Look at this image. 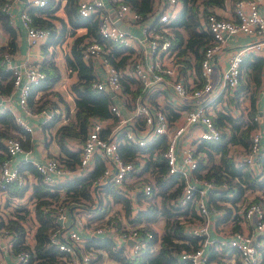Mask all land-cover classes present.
<instances>
[{"label":"built area","instance_id":"obj_1","mask_svg":"<svg viewBox=\"0 0 264 264\" xmlns=\"http://www.w3.org/2000/svg\"><path fill=\"white\" fill-rule=\"evenodd\" d=\"M20 1L5 0L1 6L12 25V9ZM23 2L19 17L28 50L43 41L49 31L30 25L25 9L27 6H43L46 0ZM263 2L234 0L231 17H221L212 12L209 5L196 0L199 14L197 29L207 31L210 36L209 42L200 50L196 72L190 57V64L185 66L184 71L180 70L182 64L173 48L170 20L179 7L178 0H151L150 10L143 16L121 0H75L77 14L92 17L97 36L107 43L104 45L85 36L76 48L82 62L90 67L89 87L109 96L107 109L110 116L91 115L87 118L85 136L79 143L72 166L64 163L58 155L43 159L31 156L34 124L39 128L40 123L47 121L66 123L68 116L55 106L31 111L27 106L30 89L45 78L40 61H32L28 56L16 59L15 52H3L0 67L9 73L11 83L8 92L0 93V112L8 111L16 125L28 134L29 147L23 148L19 139L14 137L0 140L1 149L6 155L0 161V198L8 185L15 183L17 187H22L26 181H35L29 171L19 169L22 163H29L46 188L52 191L61 179L88 173L96 160L102 163V169L91 180L92 196L96 195L97 188L105 184H112L128 199H131V194L149 195L151 185L136 174L142 159L136 155L137 164L124 161L119 155L118 145L120 141L130 147L152 143L150 157L154 158L158 153L161 155L166 167L165 176L177 173L183 181L179 195L170 203L175 207L189 203L198 217L184 222L182 227L183 233L196 237L197 247L192 251L181 249L178 252L179 260H187L189 264H264V194L259 189L246 188L234 202L229 199L216 200V204L222 205L217 207L208 200L209 194L224 189L225 184L215 185L212 180L198 178L191 172L200 155L195 152L196 144L221 139L223 128L212 120L216 95L221 93L234 97L240 91L242 59L250 50L264 48V13L260 11ZM238 35H246L253 41L228 54L223 68L214 74L224 40ZM113 47H119L122 51L116 56ZM109 55L116 60L123 55L126 58L120 66H115ZM262 58L261 75H264V55ZM67 70L70 71L69 68ZM130 79L138 84L133 94L123 89L124 81ZM128 85L130 90L135 89L130 83ZM220 110L229 112L223 102ZM25 117L35 118L36 122L31 124ZM39 117L42 119L38 120ZM252 121L256 126L250 131L248 150L240 148L238 152H229L237 165L244 164L250 173L257 176L261 169V158H264V128L259 130L264 117L255 114ZM75 139L71 136L63 138L68 142ZM27 174L32 180L27 179ZM93 187L96 189L93 190ZM231 190L225 193L226 198L233 196L235 191ZM25 193H28L27 206L33 208L30 191L25 189ZM76 207L70 213L61 199L40 206L56 225L46 231V245L54 246L61 253L56 255L54 263L49 264H104L97 259V250L85 248L86 233L115 235L116 245L126 250L127 255L128 248L129 255H134L151 237L149 232L141 237L136 230L139 224L134 228L129 227L123 214L111 208H106L98 219H89L81 206ZM226 209L228 216L223 218ZM32 214L33 224L28 225L25 221L18 224L22 228L23 248L12 251L17 231L7 226V217L13 218L14 215L9 214L0 203V264H37L33 245L38 222ZM127 239L132 240L131 245H128ZM212 252L216 253L213 257ZM99 253L105 255L101 251Z\"/></svg>","mask_w":264,"mask_h":264},{"label":"trees","instance_id":"obj_2","mask_svg":"<svg viewBox=\"0 0 264 264\" xmlns=\"http://www.w3.org/2000/svg\"><path fill=\"white\" fill-rule=\"evenodd\" d=\"M4 1L0 0V56L6 51L15 52L14 43L16 39V29L9 23L6 13L1 10ZM121 1L127 3L142 16L150 10L151 0ZM178 2L179 8L170 20L173 48L176 51V55L179 56V62L182 64L180 70L184 71L185 66L190 64L188 61L190 57L192 65L197 72L200 50L209 42L210 36L207 31L197 29L199 14L195 3L196 0H178ZM200 2L206 5H221L223 0H200ZM57 7L58 0H46L45 5L40 7L27 6L25 11L30 18V25L49 31L41 48L44 55H48L46 47L49 44L52 47L56 44L60 45L61 42L56 41L60 39L65 31L70 30V33H72L78 27H84L85 30L84 33L73 37L72 41L74 43H72L70 52L63 56L66 66L74 71L76 75L75 81L70 84L74 104L73 116L64 125L58 126L53 135L55 142L62 151L58 158L64 160L67 165L72 166L76 161L77 152L65 147L62 143L63 138L71 136L82 141L89 116H110L107 109L110 98L102 91H95L89 87L91 79L90 67L80 59L75 44V42H80L85 36H89L100 43L104 42L97 36L94 20L90 16L81 17L77 14L75 0L64 1L65 20L53 14ZM42 16L51 19L56 18L57 26L51 21L43 19ZM103 44L107 45V43ZM113 50L116 56L118 55L117 53L122 51L119 47H113ZM185 56L187 57L185 58ZM52 57V55H48L40 62V67L45 72V78L37 85L31 87L27 97V106L33 112L46 107L48 102L45 99L49 94L55 95L56 98L60 99L57 93L50 90L59 77L58 68L54 64ZM125 58V55H123L116 60L109 55L110 61L115 66H120ZM261 64L262 58L250 53H247L240 63V91L235 94L234 98L245 94L249 101V118L244 120L240 117L241 115L236 116L229 112L223 113L221 110H216L212 120L216 125L223 128L221 139L217 142L201 141L195 147L196 154L198 155L199 153L200 155L198 156L196 167L191 171L192 174L198 178L210 179L215 185L224 183L226 186L224 189H217L214 191L215 193L209 194L208 200L217 207L222 205L216 204V200L229 199L234 202L246 188L259 189L264 194V158H261V169L259 175L256 176L250 173L244 164L237 165L229 152L230 145L240 146L244 151H247L250 146L249 134L256 126L255 122L252 121V117L255 113L256 89L261 79ZM130 81L134 83L135 89L130 90L128 85V92L133 94L138 84L131 79ZM10 83L9 73L2 71L0 67V93L8 92ZM124 86L123 89H127L125 84ZM247 90L249 91L248 93L245 92ZM243 91L244 94H241ZM36 92H39L38 97H35ZM226 98L230 102H234L233 97L228 96ZM48 104L52 105V103ZM20 135H22V138H20ZM5 137L17 138L23 148L29 147L28 134L16 125L12 116L6 110L0 112V140ZM152 147V143L142 147H130L122 141L118 145L119 155L124 161H133L134 164H137L138 161L135 156L146 154L144 156L141 155L142 165L136 174L140 175L142 180L147 181L151 185V193L149 195L135 196V202H137L139 207L136 208L134 215L130 214L131 200L124 197L112 184H105L97 188L95 191L96 195H91V180L102 169V163L99 160L95 161L93 168L88 173L56 184L53 191L46 188V184L42 182L40 176L29 163L19 165L20 170H27L35 177L34 182H26L22 187H18L15 192L21 194L26 187H30L29 198L34 202V215L38 222L34 231L35 242L33 245L37 264L54 263L56 255L61 254L54 246L46 245V231L56 225L51 222V217L48 213H44L40 209L41 205H47L59 199L67 206H81L83 211L88 213L89 219L101 217L109 204H119L115 212H122L129 227L134 228L139 224L136 230L141 237L146 232L151 235L149 240L145 242V246L141 247L138 253L127 255L121 246L116 245L115 235L97 236L90 234L85 240V248L91 247L97 250V259H100L101 253L99 251H101L105 253L107 258L116 261L118 264H189L187 260H179L178 252L181 249L194 250L197 247V239L183 233L182 227L184 222L196 220L198 217L189 203L183 207H175L170 203L172 199L179 195L183 181L177 173L165 176L166 167L161 160V155L158 153L154 158L150 157ZM1 148L0 144V161L3 157H6ZM231 189L235 191L233 196L226 198L225 193ZM59 191H62V194ZM94 206H97L95 210L93 209ZM16 215L18 218L26 219V213L23 214L16 211ZM227 216L228 210L226 209V214L223 218ZM158 220L161 221V232L159 234L151 226ZM117 224L120 225L119 222ZM7 226L14 227L17 231L12 251L23 248L21 244L22 228L17 223L10 224V221ZM234 228L236 229L237 227L234 226ZM215 254V252H212L211 257Z\"/></svg>","mask_w":264,"mask_h":264},{"label":"crops","instance_id":"obj_3","mask_svg":"<svg viewBox=\"0 0 264 264\" xmlns=\"http://www.w3.org/2000/svg\"><path fill=\"white\" fill-rule=\"evenodd\" d=\"M23 1L24 0H21L20 1L21 3L18 5H15L16 7H14L12 9L13 27L16 29V39H15V43H14L15 44L14 51H15L16 59L24 58V57L28 56V58L29 59L31 58L32 61L33 60H39L41 62L44 59V57H47L48 55L53 56L52 60L54 61V64L58 68L59 77L53 83L50 90L52 92L57 93L59 95L60 99L56 98L55 95L49 94L47 96V98L45 97L46 98L45 101L48 103H52V105L47 103L45 109H49L50 107L55 106L59 110L63 111L68 116V120H69L73 116V112H74V104H73V100H72L73 95H72L71 90H70V84H71V82L75 81L76 75H75L74 71H72V70L68 71L67 70L68 67L66 66L64 58L62 56L64 54L68 53V49H69L68 44L71 41H68L67 50H63L61 57L56 56L57 55V54H55L56 51H54L55 46H59L58 44L54 45L53 46L54 48L52 47V45L49 44L46 47V49H47L46 51H47L48 55H44L41 48H42V44L44 43L46 38L43 41L39 42L38 45L33 46L32 51L29 48L27 50V40H26L25 30L21 24L20 17H19L21 8H22L23 3H24ZM64 1L65 0H58V7L53 11V14L56 17L62 18L63 20H65V14L63 11ZM209 6H210V10L212 12H214L216 15L221 16V17H231L232 0H223L221 5H209ZM260 11L262 13H264V2L260 6ZM42 18L51 21L54 25H56L55 23H57V20L54 21L53 19L48 18L46 16H42ZM66 27L69 28L68 25H66ZM74 31H77L78 32L77 34L80 35V34L84 33L85 30H84V27H78V28L74 29ZM72 36L73 35H70L69 37H72ZM83 38H85V37H83ZM251 41H253V38L248 37L246 35H238L235 37L226 38L224 40L223 50H222L221 54L219 56H217L214 74H216L219 70H221V68H223L225 61H226V57L228 54H231L236 48L241 47L243 45H246ZM64 42L65 41H63V43L61 45H64ZM23 45H25V48H23ZM51 47H52V49H51ZM51 50H53V51H51ZM52 52H53V54H51ZM248 53L255 55V56H260L262 58L264 55V48L259 49V50H250V52H248ZM262 60H263V58H262ZM256 91H257L256 92V98L254 101V110H255L254 115L257 114V115H259L260 118H262V117H264V75H261L260 83H259V86L256 89ZM245 92L248 93L249 91L247 90ZM38 94H39V92H36V95H37L36 97H38ZM241 94H244V91ZM226 96H227L226 94L224 95L221 93L216 95L215 100L222 98L220 100V102H218V103H220V105L214 106L215 108H217V110H220L222 102L225 103L229 107L230 101H229V99L226 98ZM241 98H242L241 100L239 98H236V97L234 98V103H236V105H239V107H240V110L238 109V111L235 115L236 116L241 115L240 117L245 120V119L249 118V116H248V111L250 108L249 107V101L245 97V94L243 96L241 95ZM53 103H54V105H53ZM11 104L14 107H17V105L14 102H11ZM19 111L21 112V109H19ZM228 111L232 115H234V113L236 112V109H235L233 103L230 104ZM25 119H27V121L31 124H34L36 122L35 118L25 117ZM40 119H42V117L38 118V120H40ZM64 124H65L64 122H61L59 120L47 121L45 123L44 122L40 123L39 128L36 124H34L35 129H34V132L31 134L32 143H31V147H30V154L33 158L43 159L45 156H52V155L57 156V155H60L62 153V151L60 150V147L55 142L53 135H54V132L57 129V127L64 125ZM263 128H264V122L262 121V123L260 124L259 130L262 131ZM195 130H197V129H195ZM35 131H37V133H38L37 136L35 135ZM28 138H29V136H28ZM62 143L65 147L69 148L71 151L77 152L80 141L78 139H75V141H72V142L62 140ZM234 146L235 145H230L229 149L233 150ZM238 147L241 148L240 146H238ZM25 164H27V163H25ZM60 181L64 182L65 180L61 179ZM60 192H62V191H59V193ZM27 194L28 193L24 194L26 196V201L24 203H22L21 205L17 204V205L12 206V207H7L6 204H4L5 210L8 211L9 214H13L15 216V217L13 216V218L11 216H8L7 217L8 221H10L12 223H17V224H19V222L23 221V219L17 217L16 211H18L19 213H23V214L26 213V215L30 214L29 210L26 209L27 200H28ZM130 200H131L130 214L134 215L136 212L135 211L136 208L139 206H138L137 202H135V199H134V201H132V199H130ZM5 202H7V201H5ZM69 207L70 206H68V208ZM111 207L113 208V210L116 211L117 207H119V204L114 203L112 205L109 204L107 206V208H111ZM76 208H77L76 205L73 206L71 211L72 210L75 211ZM71 211H69V212L71 213ZM89 211H93V210H89ZM117 212L122 213L121 211H117ZM85 214H88V213H85ZM71 217H72V214H71ZM160 224H161L160 220H158L154 224H151V226L154 227V231L157 234H159L161 232V230L159 228ZM85 235H89V234L86 233ZM124 252H125V254H127L126 250H124ZM128 255H129V248H128ZM100 260H101V262H104V264H118L116 261H113L110 258H107L103 254H101Z\"/></svg>","mask_w":264,"mask_h":264},{"label":"rangeland","instance_id":"obj_4","mask_svg":"<svg viewBox=\"0 0 264 264\" xmlns=\"http://www.w3.org/2000/svg\"><path fill=\"white\" fill-rule=\"evenodd\" d=\"M53 19V18H52ZM54 21L56 20V18H54L53 19ZM56 25L58 24V22L57 23H55ZM60 24V23H59ZM56 31H58V29H56ZM74 32V33H73ZM72 33H70V30H67V31H65V33L64 34H62V36L60 37V39L58 40V41H56V42H61V43H63V41H65L64 42V45H59V46H55V48H54V51H56L55 52V54H57L56 56H59V57H61V54H62V52H63V50H67V44H68V41H72L71 39H73V37L75 36V35H77V31H73ZM69 34V35H68ZM70 35H73L72 37H69ZM67 36V37H66ZM78 40V39H77ZM76 40V41H77ZM81 40V39H80ZM71 43V44H70ZM69 44H68V46H69V51L68 52H70V48H71V46H72V43H74V41H72V42H70ZM75 44L77 45L78 44V42H75ZM23 48H25V45H23ZM51 49H52V47H51ZM23 50V49H22ZM30 50L32 51L33 50V48L32 47H30ZM47 50V49H46ZM51 51H53V50H51ZM52 54H53V52H52ZM64 54V53H63ZM64 56V55H63ZM62 56V57H63ZM124 83H125V85L127 86V89H128V84L130 83V85H131V87L133 88L135 85H134V83H132L131 81H124ZM222 98H220V99H217V100H215L214 101V104L216 105V106H219L220 105V103H218V102H220V100H221ZM242 98H240V100H241ZM231 103H233V105H234V107H235V109H236V112L234 113V115L237 113V111H238V109L240 110V107H239V105H236V103H234V102H229V107H230V104ZM228 107V108H229ZM217 110V108H215L214 107V113H215V111ZM35 135L37 136L38 135V133H37V131H35ZM230 150V149H229ZM241 149L238 147V146H234L233 147V150H230V152H233V153H235V152H238V151H240ZM141 155H146V154H140L139 156H140V158H141ZM27 179H29V180H32V178H31V176L30 175H28L27 176ZM27 183H31L30 181L28 182V181H26ZM29 186L28 187H26L25 189H27V190H29ZM18 190V187L16 186V184L15 183H13V185H10L9 187H8V189L7 190H4L3 191V195L1 196V198H0V203L4 206V204H6V206L7 207H12V206H15V205H21L22 203H24L25 201H26V196L23 194L24 193V190L21 192V194H18V193H16L15 191H17ZM52 191H53V188H52ZM134 195L133 194H131V199H132V201H134ZM5 201H7V202H5ZM28 204V203H27ZM112 208V207H111ZM26 209H28L29 210V213L30 214H28V215H26V219L25 220H23V221H25V223L26 224H30V223H32L33 224V221L31 220V213H33L32 215L34 216V218H35V215H34V208H31V207H29V206H27L26 207ZM113 209V208H112ZM160 228V227H159Z\"/></svg>","mask_w":264,"mask_h":264},{"label":"water","instance_id":"obj_5","mask_svg":"<svg viewBox=\"0 0 264 264\" xmlns=\"http://www.w3.org/2000/svg\"><path fill=\"white\" fill-rule=\"evenodd\" d=\"M109 12H112V9H109ZM118 23V21H116ZM96 189V187H93V190ZM97 206H94L93 209H95ZM73 208V206H70L68 208L69 211H71V209ZM71 215V214H70ZM127 242H128V245H131L132 244V240L130 239H127Z\"/></svg>","mask_w":264,"mask_h":264}]
</instances>
